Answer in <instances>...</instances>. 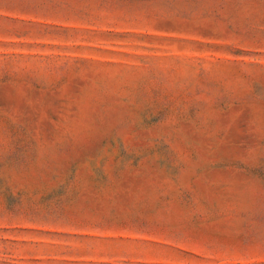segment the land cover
I'll return each mask as SVG.
<instances>
[{"label": "rangeland", "instance_id": "1", "mask_svg": "<svg viewBox=\"0 0 264 264\" xmlns=\"http://www.w3.org/2000/svg\"><path fill=\"white\" fill-rule=\"evenodd\" d=\"M0 264H264V0H0Z\"/></svg>", "mask_w": 264, "mask_h": 264}]
</instances>
